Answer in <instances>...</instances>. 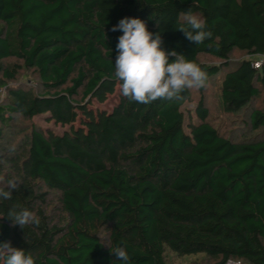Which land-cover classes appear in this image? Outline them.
<instances>
[{
    "label": "trees",
    "instance_id": "obj_1",
    "mask_svg": "<svg viewBox=\"0 0 264 264\" xmlns=\"http://www.w3.org/2000/svg\"><path fill=\"white\" fill-rule=\"evenodd\" d=\"M187 11L212 32L203 44L177 30ZM125 17L144 20L167 51L199 64L208 83L226 70V112H239L264 91V61L253 65L264 59V0H0V139L17 117L45 115L69 127L17 131L25 145L9 161L19 188L0 201V215L21 205L40 223L21 229L0 220V242L31 252L36 264H122L111 252L117 246L126 247L130 264H167L168 249L218 264H264V139L223 136L209 122L205 88L187 113L191 89L148 105L122 96L114 62L123 33L112 28ZM235 50L254 58L231 68ZM201 54L222 62L206 64ZM11 58L35 71L39 87L7 85L21 68L5 66ZM115 93L111 110L94 108ZM251 124L264 128V106ZM41 184L60 192L67 223L47 213Z\"/></svg>",
    "mask_w": 264,
    "mask_h": 264
},
{
    "label": "clouds",
    "instance_id": "obj_2",
    "mask_svg": "<svg viewBox=\"0 0 264 264\" xmlns=\"http://www.w3.org/2000/svg\"><path fill=\"white\" fill-rule=\"evenodd\" d=\"M177 30L195 45L203 44L212 37L206 30V21L191 11L182 12ZM122 31L116 45L115 78L121 81V95L130 102L148 105L156 100L181 99L187 89H201L208 85V74L199 64L189 60L176 50L167 51L163 47L162 35L149 31L147 23L140 18L121 19L112 31ZM15 179L0 180V201L10 200L13 190H18ZM12 226L24 229L40 223L33 211L14 205L6 216ZM116 260L130 264V257L124 246L111 250ZM0 264H36V257L25 249L13 247L10 242H0Z\"/></svg>",
    "mask_w": 264,
    "mask_h": 264
},
{
    "label": "rangeland",
    "instance_id": "obj_3",
    "mask_svg": "<svg viewBox=\"0 0 264 264\" xmlns=\"http://www.w3.org/2000/svg\"><path fill=\"white\" fill-rule=\"evenodd\" d=\"M200 16V15H199ZM252 59L254 57L250 56L246 52L235 50L230 57V67L234 68L238 62L242 59ZM201 62L206 64H219L222 60L211 56L209 54H201L199 57ZM263 59V58H262ZM262 59H256L262 60ZM264 61V60H263ZM5 66H12L13 64H19L21 68L15 79H6L7 85H27L30 87H39V79L35 71L32 69H27L23 66V62L16 59H6L4 61ZM263 65V64H262ZM261 65V68H262ZM226 70L222 71V75ZM218 75L210 79L207 87L203 92L205 105L209 109L210 116L209 122L219 129L223 136L231 139L234 142H256L264 139V128L254 129L251 124V114L257 110L263 108V98L264 91L257 98H254L251 103L236 113L226 112L221 103V93H222V79ZM2 78V77H1ZM192 99L188 101L184 107L185 112L193 111L195 105L201 97V93L198 89H191ZM2 96H6V89H1ZM118 94L115 93L110 95L105 103H98L94 101V108L111 110L118 102ZM37 125L45 130H52L56 133H62L68 130V126H62L56 124L53 121H49L45 115L35 116L32 120H25L21 117H17L15 120V126L12 130H7L3 139H0V180L6 184L7 180L14 179L15 174L13 168L10 165L9 157L13 152L20 149L23 150V145H25L24 137L25 135H20L17 131L28 129ZM20 152V151H19ZM41 189L46 192L47 203L45 209L47 213L51 216L54 222H60V224H65L68 222L69 218L67 213L63 210L61 202V194L56 190H52L41 184ZM102 239L106 245H109V231L103 230ZM167 264H218V260L207 256L206 254H193L181 256L176 254L171 250L166 251ZM227 264H249L242 260L232 259Z\"/></svg>",
    "mask_w": 264,
    "mask_h": 264
},
{
    "label": "built area",
    "instance_id": "obj_4",
    "mask_svg": "<svg viewBox=\"0 0 264 264\" xmlns=\"http://www.w3.org/2000/svg\"><path fill=\"white\" fill-rule=\"evenodd\" d=\"M261 59H262V58H261ZM263 60H264V59H262V60H257V61H255V62H253L254 67H255L256 69H260V68H261V65L263 64Z\"/></svg>",
    "mask_w": 264,
    "mask_h": 264
}]
</instances>
